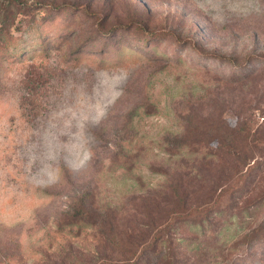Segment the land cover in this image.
<instances>
[{
  "label": "rangeland",
  "instance_id": "374dc122",
  "mask_svg": "<svg viewBox=\"0 0 264 264\" xmlns=\"http://www.w3.org/2000/svg\"><path fill=\"white\" fill-rule=\"evenodd\" d=\"M261 137L264 0H0V264H264Z\"/></svg>",
  "mask_w": 264,
  "mask_h": 264
},
{
  "label": "trees",
  "instance_id": "16d2710c",
  "mask_svg": "<svg viewBox=\"0 0 264 264\" xmlns=\"http://www.w3.org/2000/svg\"><path fill=\"white\" fill-rule=\"evenodd\" d=\"M243 131L244 130H240V132H233V134L230 137L234 141V142L232 141L231 144L233 146V150H234L235 155L238 156V153H241L242 154L241 160H243L244 162H247V160H249V157H251V155L249 156L248 149L247 150L245 149V147H247V144H243V143L246 141L248 136L252 138L254 135H257V130H255V132H253V133L250 132V133L246 134L244 137L242 136ZM245 137H246V139H245ZM240 138H242V141H240ZM251 140L254 141V139H251ZM256 140H259L256 142H259L260 144L264 145V137L258 138ZM171 203H172V201H171ZM183 204H184V202H183ZM153 205L157 209H159L160 212L163 214V211H161L162 204L160 201H155ZM125 233H127V232H122V233H120V235H125ZM139 233L140 232L138 231L136 235L135 234L132 235V239H127L126 244L121 246L120 251H119L120 255L122 256L121 262H130L131 264H142L143 261L145 262L151 257L150 253L151 254L156 253L155 251L157 248L156 247L157 244L155 243V240L152 241V243L150 242L151 244L147 243L144 245L145 242L141 243L139 241L141 240V237L145 236V235L141 234V237H139L136 241L135 237H137V235ZM142 240L146 241L147 239H142Z\"/></svg>",
  "mask_w": 264,
  "mask_h": 264
}]
</instances>
